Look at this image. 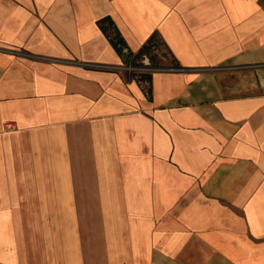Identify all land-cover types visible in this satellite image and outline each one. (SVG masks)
<instances>
[{"label":"crops","instance_id":"obj_1","mask_svg":"<svg viewBox=\"0 0 264 264\" xmlns=\"http://www.w3.org/2000/svg\"><path fill=\"white\" fill-rule=\"evenodd\" d=\"M0 264H264V0H0Z\"/></svg>","mask_w":264,"mask_h":264},{"label":"water","instance_id":"obj_2","mask_svg":"<svg viewBox=\"0 0 264 264\" xmlns=\"http://www.w3.org/2000/svg\"><path fill=\"white\" fill-rule=\"evenodd\" d=\"M115 44H116L117 51H118L119 55L121 56L123 62L127 63L129 61V59H131V57L133 56V53L131 51H129V49L127 48V46L125 45V42L123 40L116 39ZM135 62L139 63L140 61H139V59H135ZM145 65L148 67L151 66V61L149 59H147V57H146ZM142 78L147 79V78H149V75L143 74Z\"/></svg>","mask_w":264,"mask_h":264},{"label":"trees","instance_id":"obj_3","mask_svg":"<svg viewBox=\"0 0 264 264\" xmlns=\"http://www.w3.org/2000/svg\"><path fill=\"white\" fill-rule=\"evenodd\" d=\"M101 25H102V27H103V29H104L103 22H101ZM110 36H111V35H110ZM116 39H120V38H119V36L115 33L114 35L111 36V41L113 42V44L115 45V47H116V44H115V40H116ZM128 62H130L132 65H136V63L133 62L132 60H131V61H128ZM136 66H137V65H136ZM166 68H175V69H178V68H180V66H179L178 64H169V65L166 66Z\"/></svg>","mask_w":264,"mask_h":264},{"label":"rangeland","instance_id":"obj_4","mask_svg":"<svg viewBox=\"0 0 264 264\" xmlns=\"http://www.w3.org/2000/svg\"><path fill=\"white\" fill-rule=\"evenodd\" d=\"M160 51H161V53L163 52V50H160ZM163 54H164L163 57L168 58V59H165L163 57H160V55H156L157 56V60L156 61H158V63L163 62V63H160L159 64L160 65V68H165L166 65H169L170 64V62L164 63V61H170V59H171L170 56L167 53H165V52H163Z\"/></svg>","mask_w":264,"mask_h":264},{"label":"built area","instance_id":"obj_5","mask_svg":"<svg viewBox=\"0 0 264 264\" xmlns=\"http://www.w3.org/2000/svg\"><path fill=\"white\" fill-rule=\"evenodd\" d=\"M126 69L135 70V69H138V68L137 67L130 66V65H127L126 66Z\"/></svg>","mask_w":264,"mask_h":264}]
</instances>
